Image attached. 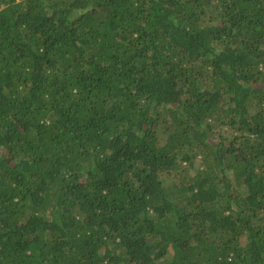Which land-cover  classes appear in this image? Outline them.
Listing matches in <instances>:
<instances>
[{
  "label": "trees",
  "instance_id": "16d2710c",
  "mask_svg": "<svg viewBox=\"0 0 264 264\" xmlns=\"http://www.w3.org/2000/svg\"><path fill=\"white\" fill-rule=\"evenodd\" d=\"M0 264H264V0H0Z\"/></svg>",
  "mask_w": 264,
  "mask_h": 264
}]
</instances>
